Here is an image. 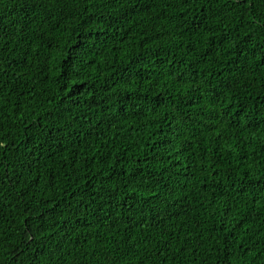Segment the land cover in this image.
<instances>
[{"label": "trees", "instance_id": "trees-1", "mask_svg": "<svg viewBox=\"0 0 264 264\" xmlns=\"http://www.w3.org/2000/svg\"><path fill=\"white\" fill-rule=\"evenodd\" d=\"M0 264H264V0H0Z\"/></svg>", "mask_w": 264, "mask_h": 264}]
</instances>
